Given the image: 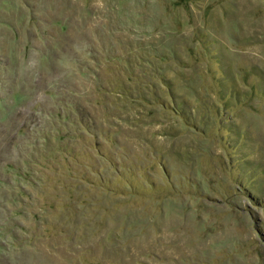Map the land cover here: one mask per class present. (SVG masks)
I'll return each instance as SVG.
<instances>
[{"label":"rangeland","instance_id":"1","mask_svg":"<svg viewBox=\"0 0 264 264\" xmlns=\"http://www.w3.org/2000/svg\"><path fill=\"white\" fill-rule=\"evenodd\" d=\"M0 264H264V0H0Z\"/></svg>","mask_w":264,"mask_h":264}]
</instances>
